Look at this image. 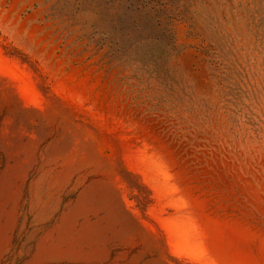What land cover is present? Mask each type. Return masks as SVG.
<instances>
[{
	"label": "rangeland",
	"instance_id": "obj_1",
	"mask_svg": "<svg viewBox=\"0 0 264 264\" xmlns=\"http://www.w3.org/2000/svg\"><path fill=\"white\" fill-rule=\"evenodd\" d=\"M4 175L0 264H264V0H0Z\"/></svg>",
	"mask_w": 264,
	"mask_h": 264
},
{
	"label": "bare ground",
	"instance_id": "obj_2",
	"mask_svg": "<svg viewBox=\"0 0 264 264\" xmlns=\"http://www.w3.org/2000/svg\"><path fill=\"white\" fill-rule=\"evenodd\" d=\"M11 184L12 179L10 176L4 175L0 178V256L15 221L14 209L12 207L6 209L9 201L5 199V191L10 188ZM90 203L89 196L83 194L75 205L63 215L56 237L52 241L47 239L41 241L37 260L77 261L90 260L95 257V247L104 237L106 228L110 226L113 220V213L109 218L107 226H102L99 223L100 221L82 222L81 228L77 229L76 221L80 216L89 213Z\"/></svg>",
	"mask_w": 264,
	"mask_h": 264
}]
</instances>
